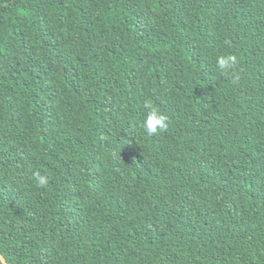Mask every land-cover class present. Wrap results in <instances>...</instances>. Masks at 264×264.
<instances>
[{"label":"trees","instance_id":"1","mask_svg":"<svg viewBox=\"0 0 264 264\" xmlns=\"http://www.w3.org/2000/svg\"><path fill=\"white\" fill-rule=\"evenodd\" d=\"M0 251L264 264V0H0Z\"/></svg>","mask_w":264,"mask_h":264},{"label":"clouds","instance_id":"2","mask_svg":"<svg viewBox=\"0 0 264 264\" xmlns=\"http://www.w3.org/2000/svg\"><path fill=\"white\" fill-rule=\"evenodd\" d=\"M237 58L231 54H221L215 59L216 69L225 76H234ZM235 82V80L233 81ZM148 109L147 115L143 121V127L148 134H164L169 130V117L159 108L146 104ZM36 183L40 187H46L49 183V178L46 175H41L39 171L34 173Z\"/></svg>","mask_w":264,"mask_h":264},{"label":"water","instance_id":"3","mask_svg":"<svg viewBox=\"0 0 264 264\" xmlns=\"http://www.w3.org/2000/svg\"><path fill=\"white\" fill-rule=\"evenodd\" d=\"M0 259L4 264H10L7 259L5 258V256L3 255V253L0 251Z\"/></svg>","mask_w":264,"mask_h":264}]
</instances>
